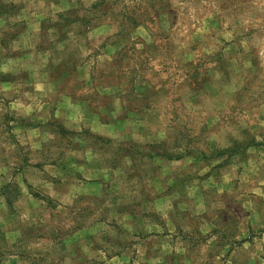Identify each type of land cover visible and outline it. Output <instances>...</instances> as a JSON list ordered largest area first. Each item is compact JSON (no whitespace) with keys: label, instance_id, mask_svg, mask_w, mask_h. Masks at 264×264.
I'll return each instance as SVG.
<instances>
[{"label":"rangeland","instance_id":"1","mask_svg":"<svg viewBox=\"0 0 264 264\" xmlns=\"http://www.w3.org/2000/svg\"><path fill=\"white\" fill-rule=\"evenodd\" d=\"M0 264H264V0H0Z\"/></svg>","mask_w":264,"mask_h":264}]
</instances>
